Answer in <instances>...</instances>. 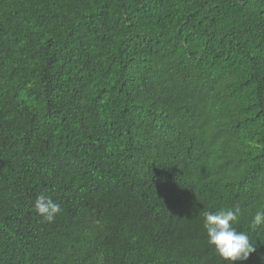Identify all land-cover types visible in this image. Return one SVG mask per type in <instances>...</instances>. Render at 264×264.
I'll return each mask as SVG.
<instances>
[{
	"label": "trees",
	"instance_id": "obj_1",
	"mask_svg": "<svg viewBox=\"0 0 264 264\" xmlns=\"http://www.w3.org/2000/svg\"><path fill=\"white\" fill-rule=\"evenodd\" d=\"M237 206L264 264V0H0V264H227Z\"/></svg>",
	"mask_w": 264,
	"mask_h": 264
},
{
	"label": "clouds",
	"instance_id": "obj_2",
	"mask_svg": "<svg viewBox=\"0 0 264 264\" xmlns=\"http://www.w3.org/2000/svg\"><path fill=\"white\" fill-rule=\"evenodd\" d=\"M36 213L43 222L52 223L61 212L60 205L49 196L39 195L34 203ZM241 209H220L217 212H204L203 228L207 234V243L215 254L227 262L237 264L245 262L256 252V247L250 242L244 232H238L233 226L237 222ZM250 228L256 230L264 228V208L257 209L251 218Z\"/></svg>",
	"mask_w": 264,
	"mask_h": 264
}]
</instances>
